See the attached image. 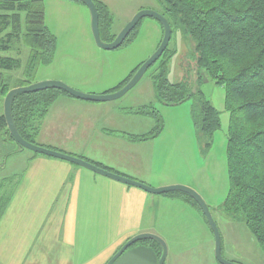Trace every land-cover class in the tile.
<instances>
[{"label": "crops", "instance_id": "crops-1", "mask_svg": "<svg viewBox=\"0 0 264 264\" xmlns=\"http://www.w3.org/2000/svg\"><path fill=\"white\" fill-rule=\"evenodd\" d=\"M61 2L75 8L83 4ZM117 100L92 102L61 94L42 120L36 143L87 158L153 187L188 184L153 168L141 147L161 135L133 139L152 130L146 127L139 132V124L127 115L151 116L140 114V108L121 107ZM0 150L12 162L4 167L6 175L0 173V205L4 204L0 264H106L135 235L160 233L158 224L169 207L197 212L198 207L182 194H153L11 142L0 143ZM207 258L205 264H220L215 256ZM114 264H159L158 249L137 243ZM168 264L177 263L172 257Z\"/></svg>", "mask_w": 264, "mask_h": 264}, {"label": "rangeland", "instance_id": "rangeland-1", "mask_svg": "<svg viewBox=\"0 0 264 264\" xmlns=\"http://www.w3.org/2000/svg\"><path fill=\"white\" fill-rule=\"evenodd\" d=\"M61 1L65 0H40L35 4L43 8L45 24L56 39L54 57L49 64L42 63L39 55L35 70L30 76L25 73L31 57V48H26V44L30 43L26 37L22 43L15 38L8 41L11 47L23 46L20 54L16 50L3 51L0 48V55L18 57L23 63L21 69L10 72L12 85L18 84L19 78L28 79L32 83L58 80L85 93L102 94L105 90L116 92L119 84L135 74L162 42L163 25L154 18L145 17L135 30L133 41L114 50L103 49L95 42L89 8L85 4H82V8H75ZM104 1L110 5L114 15L112 28L117 34L141 10L164 11L159 0ZM194 46L188 35L175 29L169 50L131 90L118 98L117 104L128 106L127 109L130 106L137 109L144 105L151 111L155 107L158 109L157 119L127 115L131 122L139 124V132H143L146 127L155 130L163 126L157 141L141 147L148 158L152 159L150 162L153 168L155 166L157 170L164 171L172 179L179 178V181L188 182L179 184L195 189L204 198L220 228L222 254L226 259L240 264H264V251L245 220L242 217L235 218L222 208L229 190L226 148L230 114L225 110V88L217 85L205 72H202L203 82L199 83L198 58L194 54ZM164 60L171 82L188 80L194 87L199 86L207 99L221 111L222 127L215 132L209 149L205 148L208 138L200 134L195 126V97L177 105H165L157 101L153 77L161 73ZM4 100L0 97V115L4 114ZM8 159L0 150V173L5 175V165L11 166L12 163ZM166 211L168 213L163 221H158V234L168 245L167 264L172 257L177 264H193L191 259L203 264L209 254L215 256L214 235L201 209L197 208L195 215L183 208L169 207Z\"/></svg>", "mask_w": 264, "mask_h": 264}, {"label": "trees", "instance_id": "trees-1", "mask_svg": "<svg viewBox=\"0 0 264 264\" xmlns=\"http://www.w3.org/2000/svg\"><path fill=\"white\" fill-rule=\"evenodd\" d=\"M38 1L40 0L0 1V11L4 12L0 14V48L3 51L16 50L20 54L23 46L11 47L8 41L15 38L22 43L25 37L28 38L30 43L26 44V48H31V57L25 73L29 76L37 67L39 55L42 63L49 64L53 60L56 47V39L45 24L43 8L35 5ZM159 1L164 9L161 14L171 23L172 32L175 29L182 30L193 40L194 54L198 58L199 83L203 82L202 72H205L217 85L225 88V110L230 114L226 148L229 190L222 208L235 218L242 217L245 220L264 251V0ZM95 2L100 15L102 38L112 41L117 36L112 28L114 15L105 2ZM141 22L142 20L124 44L135 39L134 32ZM168 50L167 48L163 55ZM22 64L18 57L0 55L2 99L11 89L32 83L28 79L19 78L18 84H11L13 77L10 72L21 69ZM161 66V73L153 77L157 101L165 105H177L195 97V126L200 134L208 138L205 148L209 149L215 132L222 127L221 111L207 99L199 86L194 87L188 80L171 82L167 76L165 60ZM133 75L119 84L116 90L126 85ZM61 94L73 97L58 89L21 92L15 95L12 104L13 117L20 134L26 140L36 143L34 137L39 132L42 120ZM147 107H141L138 112L157 119L158 109L155 107L151 111ZM162 127L148 134L136 135L133 139H153L161 133ZM0 137L2 143L11 142L19 149H24L11 136L4 114L0 115ZM84 159L117 172L100 163ZM168 194H182L201 209L187 193L177 191ZM140 242L155 246L160 259L162 249L157 241Z\"/></svg>", "mask_w": 264, "mask_h": 264}, {"label": "water", "instance_id": "water-1", "mask_svg": "<svg viewBox=\"0 0 264 264\" xmlns=\"http://www.w3.org/2000/svg\"><path fill=\"white\" fill-rule=\"evenodd\" d=\"M0 1H23V0H0ZM83 4H85L91 13V24H92V32L95 39L96 44L106 50H114L119 47H121L129 34L132 32V30L138 25V23L145 17H151L156 20H158L164 28V36L162 39V42L160 43L158 49L154 52V54L149 57L145 62L142 63V65L139 67L137 72L133 75V77L124 85L122 88H120L116 92H106L102 94H94V93H85L80 90H77L70 85H68L65 82L58 81V80H44L36 83H31L29 85L20 86L11 89L4 100V116L6 119L7 126L9 128L11 136L15 139V141L20 144L23 148L32 150L36 153H40L43 155H47L50 157L60 158L63 160L70 161L74 164L84 166L86 168H89L95 172H98L100 174L106 175L108 177H111L113 179L122 181L127 184H131L137 187H140L150 193L153 194H165L169 192H183L190 195L201 207V210L203 211L207 222L213 232L214 239H215V257L217 261L220 264H240L231 260L226 259L222 254V235L220 228L218 226V223L216 222L212 211L209 207V205L206 203L204 198L193 188L182 185V184H174V185H166L162 187H153L151 185H148L142 181H139L137 179L119 174L117 172H113L111 170H108L106 168L100 167L80 156H76L61 150H57L54 148H50L47 146H43L37 143L30 142L26 140L19 132L15 121L13 117L12 112V104L13 99L16 94L24 92V93H30V92H38L43 91L47 89H58L67 92L68 94L72 95L75 98L86 100V101H92V102H106L111 100H116L118 98H121L123 95H125L129 90H131L144 76L146 71L154 65L163 55L165 50L168 48V45L172 38V26L167 17H165L163 14H161L158 11L155 10H148L144 9L139 11L134 17L126 24V26L120 31L119 34L115 37L112 41H105L102 38L101 35V29H100V15L99 10L96 5L95 0H79ZM144 240H155L157 241L161 247L163 248L162 255L159 259V264H165L166 258L168 255V245L165 242V240L155 234V233H140L135 235L134 237L130 238L128 241H126L120 249L111 257V259L106 264H114V262L131 246L134 244L139 243L140 241Z\"/></svg>", "mask_w": 264, "mask_h": 264}]
</instances>
